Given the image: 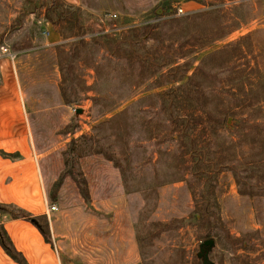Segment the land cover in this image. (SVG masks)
<instances>
[{
	"label": "rangeland",
	"instance_id": "1",
	"mask_svg": "<svg viewBox=\"0 0 264 264\" xmlns=\"http://www.w3.org/2000/svg\"><path fill=\"white\" fill-rule=\"evenodd\" d=\"M49 1L60 4L0 0V49L11 54L19 99L32 110L42 202L57 208L50 219L62 217L53 238L62 264H264V0H81L83 8L59 6V18L51 12L67 49L39 44L32 51V37L46 38L35 21ZM176 6L186 12L176 14ZM104 11L117 13L105 23L108 33L91 25ZM187 15L193 17L178 20ZM219 33L201 45L202 37ZM102 35H136L132 60H115ZM179 44L193 50L177 59L175 81L145 91L142 51L170 60L161 49ZM225 46L216 61L221 70L194 76L206 54ZM170 85L176 88L164 98L174 119L155 94ZM227 88L244 95L240 106L209 101ZM96 92L101 97L94 100ZM126 94L103 113L102 97L109 103ZM249 95L259 102L249 104ZM125 107L122 118L104 122ZM187 138L202 148L198 158L183 157ZM3 214L29 215L0 204V221ZM31 217L50 237L47 216ZM209 238L214 244L205 259L199 244Z\"/></svg>",
	"mask_w": 264,
	"mask_h": 264
},
{
	"label": "crops",
	"instance_id": "2",
	"mask_svg": "<svg viewBox=\"0 0 264 264\" xmlns=\"http://www.w3.org/2000/svg\"><path fill=\"white\" fill-rule=\"evenodd\" d=\"M60 1L63 4L83 8L81 0ZM187 3L189 2L186 1L184 4ZM35 22L40 24L41 30H46L47 34L46 38L38 43H34L32 37V48L34 47L32 51L39 44L42 48L56 50L60 44L64 43L65 40L62 39L56 27L45 19L43 13ZM66 49L65 45L64 50ZM11 60L10 53L0 49V204L6 208H18L22 212L29 213L30 217L45 214L51 234L50 237L47 234L46 240L32 220L23 216L11 217L3 214L0 225L14 248L23 255L27 264H62L57 250L54 249L58 246L53 244L54 226L62 217L56 215L50 219L49 215H53L55 210H48L49 205L45 202L43 205L42 202L30 139L32 110L19 99L21 93ZM39 202H42L43 210L37 213ZM0 264H18L6 254L1 245Z\"/></svg>",
	"mask_w": 264,
	"mask_h": 264
},
{
	"label": "trees",
	"instance_id": "3",
	"mask_svg": "<svg viewBox=\"0 0 264 264\" xmlns=\"http://www.w3.org/2000/svg\"><path fill=\"white\" fill-rule=\"evenodd\" d=\"M50 3L47 5V7L45 8L44 11V17L46 18V20L50 21L51 23H56V19L52 18V13H54L56 15V18H59L62 16V10L58 11L57 8H59V6L61 7L63 5V3L60 1V4L57 3H53L52 1H49ZM52 12V13H51ZM201 15V14H200ZM204 16V15H203ZM191 17H193V15H187L184 17H179L178 20H183L184 22H186L188 19H190ZM177 19V18H176ZM177 20V21H178ZM203 20V19H202ZM92 26H96L99 27L98 29H100L99 24H97L95 21L94 23L91 24ZM188 25V24H187ZM200 30H202L204 32V34L209 33V28H207L206 22H203L200 24L199 26ZM131 30V29H130ZM129 30V32H130ZM135 31L136 28L132 29L131 31ZM188 34H191V30H186ZM173 33L174 30H172L170 32V35L168 37V41L170 42L169 44L173 43ZM225 34V33H224ZM223 34L219 33L217 35L214 36H205L202 37V44L201 45H205L208 42L217 39L218 37L222 36ZM136 36V35H135ZM133 35H128L126 37L123 38H111L110 40H107L108 37L103 36L102 38L105 39V41H103V48L105 49V51H107L108 53H110L115 60H117L118 62L121 61V59H124L126 62H130L132 60L131 55L132 53L136 52L135 49V44L139 43V39L136 38ZM140 37V35H139ZM142 37V36H141ZM168 44V45H169ZM165 49H161L162 52H164V54L167 56L169 54L170 56V60H166L164 59L163 56L160 55H153L149 52L148 49H144L145 47L142 46V48L144 49L142 51V54L140 55V60L142 62V66L141 69L146 73L145 79H144V83L146 82V85L144 86L145 91H148L149 89L156 87V86H161V85H166V84H171L172 82L175 81V79H173L172 77V72L173 70L176 68V66H178L176 64L177 59L179 57H183L186 54L190 53L193 50V45H184V44H179L182 45L177 49H172V45L168 46ZM58 49L60 51H64V47H58ZM227 47H222L214 52L208 53L206 54L200 61L199 66L196 68V72L194 73V76L197 75L198 73L203 74L204 72H206V70H212V71H219L222 68L221 62L217 63L216 61H219L220 57H223V54L226 52ZM161 52V51H160ZM59 65V64H58ZM60 71L62 69V66L60 65ZM93 69L96 72V81H98L99 78V65L98 63L96 65H93ZM98 73V74H97ZM129 74H125L124 76H122V81L121 84L123 82H126V80L128 79ZM159 79V81H155ZM188 82H186L187 84L193 80L192 77L188 78ZM195 79V77H194ZM236 82V78H232L231 80V86L233 84H235ZM225 85V83L223 84ZM236 85V84H235ZM179 87V86H178ZM174 88H176L173 85H170V87L160 91L159 93H155L157 94V96H159L161 99V106H166V110H167V115L170 117V119H174L178 117V115H174V113H172V111L170 110L169 106L171 105L170 101L165 99L164 96L169 93L171 90H173ZM88 89H93L92 88H88ZM154 94V95H155ZM153 95V93H152ZM63 98L65 99V95L62 94ZM101 97V93L96 92V96H94V100L98 97ZM126 95H123V98L118 99V100H113L109 103H106V98L102 97L105 100V104H104V109H103V113H107L109 111H112L113 109H115L118 105H119V101H122ZM146 96H150V95H146ZM205 96V95H203ZM202 95L201 97L204 98ZM252 97L253 96H248L247 98L249 99V104L254 105V103H257L259 101H253L252 102ZM142 98V97H141ZM244 95L241 92L230 90L227 88V91H225V93H221V94H212V97L209 99V101H212L214 103H220V102H225L227 103V105L231 106V107H238L242 104ZM199 99V97H198ZM206 102V100H205ZM212 106V105H210ZM193 108H197V105L195 104L194 106H192ZM201 109V108H198ZM210 110L213 109H206V110H201L200 112H204L205 114H208L210 112ZM126 107L124 109H122L121 111L115 113L114 115H112L111 117L107 118L105 121H117L118 118H122L123 115L126 114ZM182 118H185L182 115ZM185 144L183 145V150H181L183 157L189 156L192 159L198 158L199 155L198 153H200L202 151V148L197 147H192L191 142L189 141V139H185ZM192 156V157H191ZM180 169L181 168H185L184 171H187L189 169V167H187V165L183 166L182 164H178L177 165ZM200 167H196V169H199ZM183 175V173L181 174V176ZM237 180V183H239V180ZM23 216L24 218H28L26 215H20ZM30 220H32V222L37 226L38 230L40 231V233L42 234V236L47 240V234L46 231L43 230L40 225L37 223V221L33 218ZM0 245L2 246V248L4 249V251L6 252V254H8L14 261H16L18 264H27L25 258L23 257V255L17 251L14 246L12 245L10 239L8 238V236L6 235V233L2 230V232L0 233Z\"/></svg>",
	"mask_w": 264,
	"mask_h": 264
},
{
	"label": "built area",
	"instance_id": "4",
	"mask_svg": "<svg viewBox=\"0 0 264 264\" xmlns=\"http://www.w3.org/2000/svg\"><path fill=\"white\" fill-rule=\"evenodd\" d=\"M175 9H176V14H184L186 12L182 6H176ZM116 18H117L116 12L104 11V12L100 13L97 16V18L95 19V22L97 24H99V26H100V33H108L109 31H111L110 28L105 26V23L108 21H114ZM44 34H47L46 30H44ZM1 50L3 52H7L6 48L1 47ZM56 209H57L56 206L53 204L48 206V210H50V211H54Z\"/></svg>",
	"mask_w": 264,
	"mask_h": 264
},
{
	"label": "water",
	"instance_id": "5",
	"mask_svg": "<svg viewBox=\"0 0 264 264\" xmlns=\"http://www.w3.org/2000/svg\"><path fill=\"white\" fill-rule=\"evenodd\" d=\"M80 110H77L79 112ZM214 244V241L212 238L205 239L199 244L200 253L204 256V258H207V250L210 249ZM205 261V260H204Z\"/></svg>",
	"mask_w": 264,
	"mask_h": 264
}]
</instances>
